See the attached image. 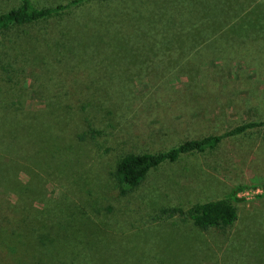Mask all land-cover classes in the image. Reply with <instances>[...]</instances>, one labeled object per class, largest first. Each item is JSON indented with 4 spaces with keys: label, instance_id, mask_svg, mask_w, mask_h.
Returning <instances> with one entry per match:
<instances>
[{
    "label": "rangeland",
    "instance_id": "374dc122",
    "mask_svg": "<svg viewBox=\"0 0 264 264\" xmlns=\"http://www.w3.org/2000/svg\"><path fill=\"white\" fill-rule=\"evenodd\" d=\"M18 3L0 0V13ZM262 5L90 2L0 33V212L24 201L53 219L73 215L85 229L77 247L58 243L47 264H116L131 254L139 264H264V128L164 162L125 194L113 176L125 154L264 119V25L257 15V34L226 36ZM201 23L223 25L207 46L182 52L202 39L193 30ZM240 184L233 226L192 225L190 206ZM28 187L37 199L18 195Z\"/></svg>",
    "mask_w": 264,
    "mask_h": 264
},
{
    "label": "trees",
    "instance_id": "16d2710c",
    "mask_svg": "<svg viewBox=\"0 0 264 264\" xmlns=\"http://www.w3.org/2000/svg\"><path fill=\"white\" fill-rule=\"evenodd\" d=\"M110 1L114 0H68L55 5L39 7L32 0H18L17 6L0 13V33L13 27L28 25L62 15L86 3ZM251 8L256 11L252 9L254 13L252 11L251 13L254 15L247 14L252 17L247 18L249 24L247 22L244 27L240 26L241 30H238L236 26H231L226 29V36H228L229 32L242 36L247 30L254 31L257 34L256 17L258 15L259 22L264 25V6H251ZM261 8H263L261 13L257 14V11ZM232 11V14L236 13L233 9ZM238 15L240 14L238 13ZM241 15L243 17L246 16L244 14ZM234 20L235 18L231 19L230 23L226 21L228 23L225 24H233ZM221 25L223 24H195L193 26L194 34H198L202 39L192 40L189 42L191 44L182 48L181 51H196V47L198 48L200 45L207 46L205 43L209 39L206 37L216 35V32L221 30ZM235 30L241 32H235ZM241 40L249 42V45L252 43L249 38H241ZM210 42L214 44L216 40L211 38ZM259 128H264V119L245 121L218 134H209L200 138L184 140L167 150L125 154L119 158L113 172L117 188L120 193L125 194L137 187L151 169L157 168L164 162L175 161L184 154L213 150L228 138ZM244 188H246V185L240 184L235 186L224 198L194 203L186 211L188 219L193 226L201 230L209 228L222 229L233 226L238 218L236 203L241 200L237 195ZM26 190L28 192L20 191L18 195H31L35 200L38 198L36 195L40 194L39 191L31 187L26 188ZM19 203L21 206L10 205L11 207L4 208L0 212V264H37L41 261L38 264H47L48 262L44 260L50 259L53 262V250L58 243L75 244V246L76 243H80L75 241L81 239L79 232L82 228L76 225L77 219L73 215L70 218L57 216L53 219L50 214H44V212L36 210L32 206L33 203H25L24 201H19ZM82 230L83 232L85 231V229ZM91 248L92 244L87 246L88 250ZM93 250L96 252V246ZM79 255L77 252H72V260H76ZM83 256L86 257L87 254ZM130 257L132 259H119L116 264H120L119 262L122 264H139L141 262L138 256L133 259V254H131ZM84 262L85 264H99V262L91 263L86 260Z\"/></svg>",
    "mask_w": 264,
    "mask_h": 264
},
{
    "label": "built area",
    "instance_id": "2783aa9c",
    "mask_svg": "<svg viewBox=\"0 0 264 264\" xmlns=\"http://www.w3.org/2000/svg\"><path fill=\"white\" fill-rule=\"evenodd\" d=\"M244 193H247V191H245Z\"/></svg>",
    "mask_w": 264,
    "mask_h": 264
}]
</instances>
